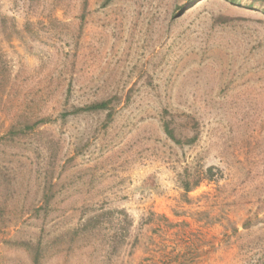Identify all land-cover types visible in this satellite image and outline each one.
Segmentation results:
<instances>
[{
	"label": "rangeland",
	"instance_id": "374dc122",
	"mask_svg": "<svg viewBox=\"0 0 264 264\" xmlns=\"http://www.w3.org/2000/svg\"><path fill=\"white\" fill-rule=\"evenodd\" d=\"M25 242L264 264L262 2L0 0V264H33Z\"/></svg>",
	"mask_w": 264,
	"mask_h": 264
},
{
	"label": "trees",
	"instance_id": "16d2710c",
	"mask_svg": "<svg viewBox=\"0 0 264 264\" xmlns=\"http://www.w3.org/2000/svg\"><path fill=\"white\" fill-rule=\"evenodd\" d=\"M254 2H262L263 6H264V0H252ZM233 2H236V0H233ZM110 106L109 102H104V103H99V104H95V105H91L89 107L80 109L78 111H86V112H97V111H103V110H107ZM164 129H165V133L167 134V136L173 140L176 143H181V141L179 139L176 138L175 134H174V130L171 129L170 125L168 123H166L164 125ZM213 171L212 168L208 169V173H211ZM209 181H212V179H207ZM202 179L197 180V181H191V180H185L183 182L182 188L184 190V194L185 197H188L189 194L195 190L196 188H198L201 183H202ZM11 243V242H9ZM24 246H26L28 248V250L30 251L31 255H32V262L33 264H40L41 262V258L43 256V249L41 248V244L37 245V244H33V243H29V242H25Z\"/></svg>",
	"mask_w": 264,
	"mask_h": 264
}]
</instances>
